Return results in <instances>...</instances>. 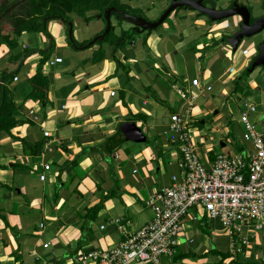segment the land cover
<instances>
[{"label": "crops", "instance_id": "obj_1", "mask_svg": "<svg viewBox=\"0 0 264 264\" xmlns=\"http://www.w3.org/2000/svg\"><path fill=\"white\" fill-rule=\"evenodd\" d=\"M173 1L160 13L154 8L157 13L152 20L137 18L157 23ZM208 1L211 0H204L203 4L215 11H226L235 5L247 7L234 0L226 8L218 9L207 6ZM132 2L124 1L128 5ZM260 6L261 14L250 11L254 21L264 16V5ZM122 18L124 22L115 27L119 46L103 44L102 59L97 61L94 54L100 45L90 43L104 29L84 35L76 22L45 20L50 37L24 33L16 39L14 48L7 42L0 43V89L4 85L10 88L16 103L23 104L20 119L28 121L11 134L0 132V215L6 220L0 217V264H78L77 257L88 250L119 244L123 239L121 226L135 231L148 223L152 212L148 214L139 208L140 203L150 210L146 201L156 191L168 187L173 176H180L176 174L180 171V143L173 141L169 133L173 115L185 117L191 141L206 164L222 154L220 150L230 147L232 153L227 154L236 155L245 147L236 136L244 100L257 107V113L251 117L254 122L264 118V70L256 73L264 66H253L260 55V45L264 44V32L241 40L234 48L230 39L242 28L240 16L213 20L190 6H179L154 29H142ZM222 29H231V38H226ZM2 32L8 35L11 29ZM72 36L78 43L88 42L87 46L73 49L69 42ZM52 42L56 53L50 54L43 66V74L49 80L48 101H24L22 91L36 75ZM214 42L224 44L221 52L212 50ZM245 43L250 45L248 54H243L245 46L242 58L235 62L231 50L237 51ZM56 58L63 61L52 66L50 62ZM202 59L203 66L199 63ZM222 60L232 65L224 66ZM158 71L163 75L165 72L169 81L174 80L171 89L165 88ZM5 72L18 77V81L9 84L3 79ZM194 79H199L200 86L192 85ZM177 80L182 81V86L177 85ZM208 86L211 91L204 90ZM113 91L115 96H111ZM169 104L176 110L171 111ZM229 107L235 109L237 117H227ZM207 118L215 125L211 130L222 137L219 147L205 140L201 126ZM125 123L135 124L145 141L120 142ZM191 129H195L194 136ZM45 132L50 136L45 137ZM12 135L32 144L43 142V153L32 157ZM112 138L118 147L108 143ZM210 139L217 140L215 136ZM166 151L175 159L176 169L171 172L168 186L157 181L162 178L161 156ZM113 190L115 196L106 200L103 210L90 220L89 209ZM187 233L194 243L179 254L191 256L164 258L167 260L163 259L162 264L220 262V256L209 254L211 246L205 245L200 232ZM245 234L252 236L251 232ZM215 237L226 239L232 254L225 264L236 256L264 261L261 234L251 238V249H245L240 256L232 252L222 227ZM45 244H49L47 249Z\"/></svg>", "mask_w": 264, "mask_h": 264}, {"label": "built area", "instance_id": "obj_2", "mask_svg": "<svg viewBox=\"0 0 264 264\" xmlns=\"http://www.w3.org/2000/svg\"><path fill=\"white\" fill-rule=\"evenodd\" d=\"M243 54L247 55L248 50ZM62 61L56 58L50 64ZM192 85L200 86L199 79H194ZM204 90L211 91L212 87ZM115 94L113 91L111 96ZM242 107L239 122L242 140L248 146L236 155L218 154L207 164L191 141L185 117L173 115L169 133L173 141L180 143V176H173L168 187L146 201L152 212L148 223L135 231L121 226L123 239L119 244L88 250L77 257V263L162 264L164 258L174 259L185 246L194 243L186 231L189 222L218 221L234 253L251 249V238L256 235L264 237V118L255 122L251 119L258 111L251 101L244 100ZM49 136L45 132V137ZM248 232L252 236L245 234Z\"/></svg>", "mask_w": 264, "mask_h": 264}, {"label": "trees", "instance_id": "obj_3", "mask_svg": "<svg viewBox=\"0 0 264 264\" xmlns=\"http://www.w3.org/2000/svg\"><path fill=\"white\" fill-rule=\"evenodd\" d=\"M128 8H130V6L123 3V0H0V43L7 42L10 48H14L17 45L16 39L24 33H42L50 37L48 29L44 26L45 20H58L64 23H70L72 22V15H77L86 22H90L92 19H97L98 16L105 17L106 12L110 9H114L112 16H117L119 19L123 20L122 15L118 11L128 14L130 13ZM253 21L254 19H252V22ZM4 24L10 25L11 32H9L8 35H3L2 26ZM115 30V26L112 24L107 34H104L105 30L99 34V37L103 38L99 39L96 43L100 45V48L94 54L95 61L102 59L103 44L109 43L119 46L118 40L120 38L115 34ZM69 42L71 47L76 50L83 49L88 44V42L78 43L73 36L69 38ZM122 45L123 43L120 44V46ZM54 48V43L52 42L49 49L45 51L47 55L41 60L36 75L29 80V83L25 86V90L22 91L24 101H48L49 80L43 74V66L49 61L50 54L53 52ZM13 77V74H8L6 72L3 74V79L9 81V84L14 81L15 77ZM11 92L10 88L5 85L0 89V132H7L9 134H11L12 130L17 126L28 122L27 120L20 119L23 104L18 105L12 95L13 92ZM12 137L21 142L25 151L32 157H39L44 151L43 142L32 144L26 138L15 137L14 135H12ZM110 142L113 143L115 148L119 145L114 138L108 143ZM58 178L59 181L62 182L61 174ZM115 194V190L110 191L103 201L89 209L88 216L90 220L96 218L99 212L103 210L104 202L114 197ZM55 196L57 197V193ZM1 218L6 221L4 217ZM7 226L9 225L7 224ZM190 254L191 253L179 254L176 259L188 258L191 256ZM209 254L221 257L218 264H225V261L232 257L230 252L222 253L214 249L211 250ZM235 258L229 264H264V261H256L253 258L250 260Z\"/></svg>", "mask_w": 264, "mask_h": 264}, {"label": "rangeland", "instance_id": "obj_4", "mask_svg": "<svg viewBox=\"0 0 264 264\" xmlns=\"http://www.w3.org/2000/svg\"><path fill=\"white\" fill-rule=\"evenodd\" d=\"M127 2V0H123V3ZM213 2V3H211ZM232 2H234V0H211V1H208L206 4L207 6L210 5V6H213L215 8H218V9H222V8H226L227 6L233 4ZM260 2V3H259ZM171 3V0H164L162 2L159 3V0H133L132 4H130L129 6H131L130 8H128V11L130 13H128L129 15H133V16H138V17H143V18H146L148 20H152L155 15H156V11L154 10L157 9L158 13L162 12L165 10V8L170 5ZM239 3L241 5H245L247 6L249 9L253 10L254 9V13L257 15V14H261L262 13V10H261V3L264 5V0H240ZM150 9V13L147 14L146 11ZM175 16V14H173L170 18H173ZM112 20V24L116 27V26H119V22H124L123 20L119 19L117 16H113V18L111 19ZM100 21V22H98ZM72 22H76V27H78V29L82 32V34H88V35H92V34H95L100 28H103L104 30L106 29V21L105 19H92L90 22H86L83 18L77 16V15H74L72 17ZM88 24V25H87ZM219 24V22H218ZM89 26V27H88ZM176 29H177V26H175ZM2 29L5 30V31H8L10 28V25H6L4 24L2 26ZM118 31V30H117ZM222 34L224 36H226V38H231V36L233 35L232 34V30L231 29H222ZM120 33V32H119ZM33 36L34 34L31 33ZM74 37V36H73ZM98 36H95L93 38L96 39ZM198 40V39H197ZM202 42V40H200ZM215 44L212 48V50H214L215 53H219L222 51V48L221 46L224 45L223 43L219 44V43H213ZM246 46V49L248 48V50L250 49V45H246V43L243 45V46H240L237 51H233V49L231 50L232 52V55L234 57H236V61L235 62H238L241 58H242V50L243 48ZM55 54L56 53V50L53 49V52H51V54ZM224 54V52H222ZM222 54V55H223ZM207 59V58H206ZM205 62V59H202L199 63L203 66L205 65L204 64ZM222 64L224 66H231L232 63L229 65L226 63V61L222 60L221 61ZM185 65H188V62L185 61L184 62ZM190 65V63H189ZM264 70V67H259L257 70H256V73H261L262 71ZM159 75L162 76L161 78V82L164 84L165 88L167 89H171V83L174 82L173 79H170L171 81H169L167 78H166V75H165V72H164V75L161 71H158L157 72ZM256 73H255V76H256ZM177 85L179 86H182V81L181 80H177ZM245 98V96H243ZM170 109L171 111H174L176 110L175 107H173V105H170ZM231 112L229 111V109L227 108V117H231L232 115H234V117H237L238 116V113L235 111V109L229 107ZM206 120V123L204 125L201 126L202 130L205 131V140H207V142H210L212 144H214L216 147H219L218 145L221 143V136L218 134V133H214L211 129L215 127L214 124H212L209 120V118L205 119ZM240 126L241 124L239 125V129L237 130L236 132V136L238 137V140L240 141V144L243 145V146H248L247 143H245L243 140H242V126H241V129H240ZM194 131L195 129H191V135L194 136ZM215 136L217 138V140L215 142H212L211 141V137ZM132 144V143H131ZM127 145H130V144H126L125 146ZM132 145H135V144H132ZM180 150V149H179ZM218 151V150H217ZM219 153H222V154H227V153H232V150L230 149V147L228 149H223V150H220L218 151ZM163 158V162H162V178H160L158 181L159 185H161L162 183H164L166 186H168L167 184L169 183L168 182V179L171 178V172L174 173L176 172V169H175V166L173 165V161L175 159L172 158L171 154H170V151H166V153H164L162 156ZM157 169V168H156ZM176 174H180V171H178ZM139 208H142L144 210H146V212L148 214L151 213L150 210H147V208L143 206L142 203H140L139 205ZM139 228V227H137ZM221 228V225L218 221H213V222H208L207 224L205 222L203 223H198V222H189L186 224V231L188 232H192L193 233L197 230V232L201 233V235L204 236L205 238V245L207 244L208 246H211V250H217V251H227L229 252L230 249L228 247V244L226 242V239L224 238H219L217 240H215V232L220 230ZM76 245V244H75ZM229 250V251H228ZM245 252H242V253H237V255L239 254H244ZM240 256V255H239ZM242 257V256H241ZM239 258L238 256H236L235 259ZM252 259V258H251ZM254 259V258H253ZM164 260H167V259H164Z\"/></svg>", "mask_w": 264, "mask_h": 264}, {"label": "water", "instance_id": "obj_5", "mask_svg": "<svg viewBox=\"0 0 264 264\" xmlns=\"http://www.w3.org/2000/svg\"><path fill=\"white\" fill-rule=\"evenodd\" d=\"M204 0H174L171 7L164 13V15L161 17V19L157 23H149L143 19H139L137 17H133L130 15H127L126 13L122 11H118L125 19L132 21L134 24H136L138 27L142 29H154L158 27L160 24H162L170 15L172 11L175 10V8L179 6H190L193 9L199 11L200 13H203L207 16H210L213 20H224L229 19L234 16H240L243 18L242 28L241 30L230 39V44L237 48L238 44L241 40L245 38H253L256 35L262 34L264 32V16L258 18L253 23H251V12L247 7H240L235 5L233 8L226 10V11H215L213 9H210L206 7L203 4ZM114 11V9H110L105 14V20L107 22V28L105 30L104 34H107L112 25H111V14ZM103 37H97L92 41L90 44H94L99 39H102ZM259 57H257L254 67L255 66H264V44L260 45L259 47ZM119 141L120 142H126V141H134V142H144L145 136L142 134L141 130L135 126L133 123H125L121 127L120 135H119Z\"/></svg>", "mask_w": 264, "mask_h": 264}, {"label": "flooded vegetation", "instance_id": "obj_6", "mask_svg": "<svg viewBox=\"0 0 264 264\" xmlns=\"http://www.w3.org/2000/svg\"><path fill=\"white\" fill-rule=\"evenodd\" d=\"M251 10V9H250ZM252 19H255L253 16H252V14H251V21H252Z\"/></svg>", "mask_w": 264, "mask_h": 264}]
</instances>
